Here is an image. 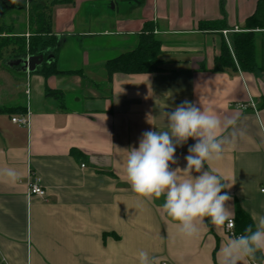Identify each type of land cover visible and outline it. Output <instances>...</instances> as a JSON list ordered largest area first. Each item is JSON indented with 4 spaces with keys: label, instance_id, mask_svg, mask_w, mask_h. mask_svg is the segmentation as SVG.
Listing matches in <instances>:
<instances>
[{
    "label": "crops",
    "instance_id": "1",
    "mask_svg": "<svg viewBox=\"0 0 264 264\" xmlns=\"http://www.w3.org/2000/svg\"><path fill=\"white\" fill-rule=\"evenodd\" d=\"M77 1L73 9L60 5L55 16L62 45L54 62L63 73L45 76L42 64L27 72L8 63L27 81H11L7 94L0 86V260L139 264L146 251L153 264H219L218 253L232 238L226 226L207 223L193 237L181 234L163 197L149 201L132 191L125 163L142 133L167 130L165 113L191 102L235 121L223 133L222 158L205 170L232 185L225 191L236 226L237 205L253 225L264 216V29L255 36L256 71L214 70L224 42L233 54L236 31L223 30L242 27L258 0H224L223 11L222 0ZM220 19L228 24L221 31L199 26ZM150 21L162 40L161 71L109 77L107 61L134 49ZM23 114L27 125L12 121ZM195 142L176 148L171 169L186 167ZM30 170L46 197H28Z\"/></svg>",
    "mask_w": 264,
    "mask_h": 264
},
{
    "label": "clouds",
    "instance_id": "2",
    "mask_svg": "<svg viewBox=\"0 0 264 264\" xmlns=\"http://www.w3.org/2000/svg\"><path fill=\"white\" fill-rule=\"evenodd\" d=\"M165 115L167 130L145 131L139 147L127 150L125 175L132 191L149 201L163 197L164 212L187 237L197 235L199 226L207 223L217 228L227 224L232 229L234 214L228 205L232 197L225 191L232 185L222 182L209 168L205 170V165L222 158L226 144L223 133L235 121L222 119L188 101ZM190 138L196 142L185 156L186 167L171 169L170 164L176 163V148ZM253 220L254 226L248 225L220 249L219 264H247L255 261L257 252L264 253V216ZM138 259L139 264H153L146 251H140Z\"/></svg>",
    "mask_w": 264,
    "mask_h": 264
},
{
    "label": "trees",
    "instance_id": "3",
    "mask_svg": "<svg viewBox=\"0 0 264 264\" xmlns=\"http://www.w3.org/2000/svg\"><path fill=\"white\" fill-rule=\"evenodd\" d=\"M34 2V0H31ZM72 0H61L60 3H69ZM12 0H0V5L2 4V9L7 10L10 7ZM57 1L52 2L55 4ZM37 7H32L30 15V23L37 25V30L34 32L32 41L41 39L42 32L45 34L51 33L45 31V28L49 23L47 19H51V14L48 16L45 13L47 9V3L39 0ZM36 20H33L34 10H36ZM221 9H224V0L221 1ZM3 13V12H2ZM46 26V27H45ZM201 28L209 30L221 31L225 29L228 25L225 20H214V21H205L199 24ZM264 29V0H258L255 11L249 15L246 20L244 27L241 28V31L235 32L232 39V51L226 42L223 43L221 47V52L215 57L214 60V70L223 71L226 69L237 70L238 68L245 72H254L257 69V63L255 59V36L256 31ZM54 42L57 40L56 36H51ZM51 48V51L40 52L39 54L44 55V61L42 63V69L40 73L45 76L51 74L63 73L55 67L54 58L56 52L59 48ZM33 48V47H32ZM34 51V49H33ZM38 55V54H35ZM53 55V60H49L50 64L47 62V58ZM163 50H162V40L155 34L154 26L151 22H147L143 28L142 33L140 34V39L138 45L125 53L118 55L117 57L107 61L105 67L109 73V77L113 76L115 73L122 74H134V73H155L161 71V65L163 63L162 59ZM65 73H77V71H67ZM48 95L54 96L56 99L61 97L60 92L48 89ZM62 103V102H61ZM236 220L237 226L236 231L238 233H243L244 229L248 225H253L251 217L239 206H236ZM254 226V225H253ZM264 259L261 252L256 253V261L261 262Z\"/></svg>",
    "mask_w": 264,
    "mask_h": 264
},
{
    "label": "rangeland",
    "instance_id": "4",
    "mask_svg": "<svg viewBox=\"0 0 264 264\" xmlns=\"http://www.w3.org/2000/svg\"><path fill=\"white\" fill-rule=\"evenodd\" d=\"M42 1L47 3V9H45L46 15L48 16L49 14H51V19L49 20L47 19L49 25H47V27L45 26L46 27L45 31L50 30L51 33L46 35L45 32H42L41 39L34 41H32L31 38H33L34 32H36L37 30V25L36 23L35 24L33 23L32 25L29 21H30L32 7H36L38 10H40V8L37 7L39 0H34V2H32L31 0H21V2L19 3L11 2L10 3L11 5L7 10L2 9V4L0 5V12H3L1 13L0 16V86L3 87V93L7 94L10 92L8 90L10 86L9 83L13 80L14 82L27 81L26 78H23L24 75L17 74L16 72L9 69L7 66L8 62L10 60L18 59V58L27 59L31 55L39 54L40 52L51 51L52 50L51 48L56 49L59 46V44L57 40L51 42V40H53L51 36L52 35L55 36L53 32L54 30L53 27L57 25L55 20L57 11L60 8V5H65V6L67 5V8L73 9L74 8L73 6L76 4V0H72L69 3H60L61 0H42ZM54 1L57 2L55 4H52V2ZM80 2L83 3L82 6L88 4L86 0L77 1V3ZM99 4L100 3H97V8L100 7ZM37 9L34 10L33 20H36L35 16L37 14L36 13ZM146 23L147 22L144 23L143 28L145 27ZM243 27L244 25L240 28L238 27H235L233 29L227 28V30H223V32L227 31L234 33V31L236 32L241 31V28ZM60 42H61L60 44L61 47L62 40H60ZM230 43L232 45V41ZM226 44L228 45V43ZM21 67L23 68V65H20V68Z\"/></svg>",
    "mask_w": 264,
    "mask_h": 264
},
{
    "label": "built area",
    "instance_id": "5",
    "mask_svg": "<svg viewBox=\"0 0 264 264\" xmlns=\"http://www.w3.org/2000/svg\"><path fill=\"white\" fill-rule=\"evenodd\" d=\"M227 33H228L227 31H224V34H227ZM237 106L239 108H242V109H245L248 107V105L246 103H239V104H237ZM12 121L15 123H18L20 125H23V126H25L29 123L28 115H26V114H23L21 116H15L12 118ZM260 191L262 193H264V185L260 188ZM27 193H28V197L39 196V197L44 198L47 195V192L42 185L41 178L38 175H36L32 170L29 171V178L27 181ZM232 219L234 220V227L232 229H229L227 227V224L225 225L226 231L230 237H233L234 235H240L241 234V233H238L236 231L235 219L233 217H232ZM0 264H7L6 260L1 259ZM162 264H169V263L165 261V262H162ZM250 264H260V262L255 260L254 262L251 261Z\"/></svg>",
    "mask_w": 264,
    "mask_h": 264
},
{
    "label": "water",
    "instance_id": "6",
    "mask_svg": "<svg viewBox=\"0 0 264 264\" xmlns=\"http://www.w3.org/2000/svg\"><path fill=\"white\" fill-rule=\"evenodd\" d=\"M43 61H44V55L38 54V55H31L27 59L25 58L13 59L10 60L8 63L10 65H23V70L30 72L35 70L36 66L42 64Z\"/></svg>",
    "mask_w": 264,
    "mask_h": 264
},
{
    "label": "flooded vegetation",
    "instance_id": "7",
    "mask_svg": "<svg viewBox=\"0 0 264 264\" xmlns=\"http://www.w3.org/2000/svg\"><path fill=\"white\" fill-rule=\"evenodd\" d=\"M1 13H2V12H0V16H1Z\"/></svg>",
    "mask_w": 264,
    "mask_h": 264
}]
</instances>
